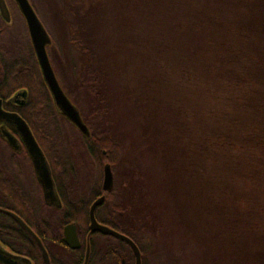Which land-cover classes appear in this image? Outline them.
Returning <instances> with one entry per match:
<instances>
[{"label": "trees", "instance_id": "1", "mask_svg": "<svg viewBox=\"0 0 264 264\" xmlns=\"http://www.w3.org/2000/svg\"><path fill=\"white\" fill-rule=\"evenodd\" d=\"M174 6L175 0H168L167 7L173 9ZM199 6L202 7L196 11L200 10V13L195 15L201 16L199 19L186 18L190 19V27L189 21L179 23L183 32L179 38H190V44L194 45L191 54L207 72L220 71L225 75L229 100L235 108L231 112L221 109L222 114L216 115L220 117L216 128L196 144L193 141L189 143L185 139L187 134L184 135V147L175 151L176 158L180 155L179 168H174L177 166L172 153L155 152L163 162L161 169L168 171L158 185L168 191L170 206H167L165 214H161V218L168 219L160 220L155 209L148 208L145 203L141 205L142 197L137 188L139 182L132 179L130 172L126 173L119 189L113 187L106 194L105 204L97 209L96 214L105 216L102 219L106 224L129 236L140 248L146 264H150L154 254H159L153 251L154 240H161V235L164 239L178 232L187 237L186 232L188 237L201 241L207 248L205 257L199 256L200 264H264V0H207L205 4L200 2ZM73 7L69 2L65 3V12L62 11L65 18L72 19V25L88 24L94 12L83 17ZM144 13L145 10H141L140 24L144 21ZM88 30L94 31V28L89 25ZM89 31L86 36L74 33L70 38L71 45L88 56L79 71L73 70L76 78L73 88L90 96L89 106L84 107L61 78L63 90L79 108L89 128V138H85L57 112L32 48L30 56L24 54L19 59H16L18 56L3 59L5 80L0 86V97H7L20 88L28 90V106L21 110V114L44 152L55 180L58 176L61 178L60 173L65 167L57 141L63 138V126L66 125L80 137L78 141L86 146L83 150L97 161L99 168L108 162L113 173L123 159L124 141L112 129L109 74ZM8 47L5 50L1 44L0 54L5 52L6 56H10L18 52V45ZM242 61L245 64L241 66ZM181 70L189 73L185 67ZM63 74L66 76L65 70ZM144 118L146 122L141 121V129L146 134L148 132V138H151L150 134L155 138L156 126L150 125L147 117ZM78 141L75 142L77 146L80 144ZM157 144L158 149L162 148L159 147L161 141ZM162 145L167 151L168 143ZM193 147L204 152L198 155ZM211 147L216 152L225 151V161L231 164L229 169L223 166L219 171L220 166H217L213 168L215 174H205L201 163L196 164L198 156L201 157ZM242 159L246 167L236 173V166ZM182 169L189 172L187 182L180 176ZM173 172L178 173L177 176ZM190 177L192 185L188 182ZM185 184L186 188L183 187ZM193 185L195 191L192 190ZM118 190L122 199H117ZM190 197L193 203H187ZM158 205L162 208L161 203L157 202ZM196 205L198 209H195ZM65 206L79 229L86 228L87 205L77 200H65ZM131 206L134 214L130 215L129 221L124 220V216L128 218L129 211L128 215L124 212ZM206 215H212L213 219L204 218ZM151 238L152 243L149 242Z\"/></svg>", "mask_w": 264, "mask_h": 264}, {"label": "rangeland", "instance_id": "2", "mask_svg": "<svg viewBox=\"0 0 264 264\" xmlns=\"http://www.w3.org/2000/svg\"><path fill=\"white\" fill-rule=\"evenodd\" d=\"M12 2L8 1L11 15L9 22H4L0 16V46L2 44L7 50L8 45H18L16 49L18 52L10 56H6L4 52L2 57L18 56L16 59H19L24 54L30 56L29 50L30 48L33 50V47L25 21L17 13L15 2ZM29 2L50 37V43L46 47L47 54L59 83L61 81L60 85L63 77L69 92L79 99L84 107L87 106L90 96L88 97L83 90L73 88L76 81L73 70L79 71L88 56L73 47L70 38L74 33L86 36L89 25L94 28L89 34L94 37V43L109 74L112 129L124 141L122 162L112 173L113 187L119 189L120 183L125 181L126 173H132V179L136 183L139 182L137 188L142 197L141 205L145 203L148 208L155 209L154 212L160 220L168 219L161 218V214H165L170 206L168 191L165 187L158 186L160 179L164 178L168 171H165V168L161 169L163 162L158 159L159 154L155 152L167 155L172 153L174 164L177 166L174 168H179L180 155L176 158L175 151L181 146L184 147V135L187 134L185 139L189 140V143L193 141L196 144V141L216 128L220 119L216 115L222 114L221 109L231 112L235 108L229 100L225 75L220 71L212 74L207 72L197 60H194L190 38L188 40L179 38L183 36L179 23L189 21L190 27V19L186 18L191 16L199 19L201 16L195 15L200 13V10H196L202 7L199 6L200 2L205 4L207 0H175L173 9L167 7L168 0H29ZM68 2L77 9L76 13L83 17L94 12L88 24L82 22L80 25H72V19L65 18L62 11L65 12V3ZM143 9L144 21L140 24ZM11 41L14 42L13 45ZM243 64L244 61L240 62L241 66ZM183 67L189 69V73L182 72ZM144 117H147L150 125L156 126L157 132L153 134L155 138L151 134V138H148V132L146 134L144 129H141V121L146 122ZM63 130V138L57 141L65 166L61 172H67L70 184L79 186L84 182L81 173L86 172L85 168L95 171L99 167L97 161L83 150L86 146L78 141L80 137L73 134L74 131L68 125L63 126ZM77 141L80 143L79 146L75 144ZM160 141L159 147L162 148L158 149L157 143ZM164 142L168 143V153L163 149ZM175 143L177 145L173 146ZM156 149L158 150L155 151ZM194 149L198 155L204 152L197 147ZM226 156L225 151L216 152L211 147V150L201 157L198 156L196 164L201 163L206 170L205 174H215L214 167L220 166V171L223 166L228 169L231 166L225 161ZM236 167H238L236 173H239L246 167L245 161L242 159ZM173 173L176 176L178 174ZM179 173L184 182H187L189 172L182 169ZM188 182L192 185L191 177ZM183 187L186 188V184ZM185 188L181 189L185 191ZM117 192L119 195L117 199H122L119 190ZM157 202L162 204V208L159 205L157 207ZM193 202L191 197L187 201ZM195 209H198V205ZM128 211V218L123 217L127 221L130 215L134 214L132 206L125 210V215ZM203 217L213 219L212 215ZM184 233L187 237L178 232L171 233L164 239L161 235L159 237L161 240H154L153 251L159 254L155 256L150 251L154 254L150 264H200L199 256L205 257L207 248H204L201 241L193 240L186 232ZM152 241L151 238L149 242Z\"/></svg>", "mask_w": 264, "mask_h": 264}, {"label": "flooded vegetation", "instance_id": "3", "mask_svg": "<svg viewBox=\"0 0 264 264\" xmlns=\"http://www.w3.org/2000/svg\"><path fill=\"white\" fill-rule=\"evenodd\" d=\"M8 1L5 0L7 6ZM16 7L24 20L17 4ZM3 59L0 54V86L5 80ZM21 89L27 91L25 99L13 100L12 97ZM28 99V90L20 88L7 97H0L1 108L18 114L28 124L21 114V110L28 106ZM3 132L13 135L15 144H10ZM84 170L86 172H80L84 182L79 186L68 182L70 177L67 172H59L61 178L58 176L55 180L51 170L54 189L53 192L45 190L15 124L0 119V253L10 257L14 264H136L135 253L125 241L99 231H90V207L101 196L104 198L95 207V219L102 225L118 230L105 223V216L96 214L97 209L105 204L106 194L113 189L109 192L103 189V168ZM65 200H77L87 205L86 228L79 229L77 222L69 217ZM72 225L80 242L78 247H70L64 240L66 231L71 233ZM138 249L141 264H146Z\"/></svg>", "mask_w": 264, "mask_h": 264}, {"label": "water", "instance_id": "4", "mask_svg": "<svg viewBox=\"0 0 264 264\" xmlns=\"http://www.w3.org/2000/svg\"><path fill=\"white\" fill-rule=\"evenodd\" d=\"M24 17L27 30L30 36L31 44L34 50L36 61L40 69L42 79L48 89L51 96L54 107L57 112L64 116L67 121L72 124L85 138L90 137V131L85 122L83 121L79 108L72 102V100L67 96L63 88L61 87L56 74L50 63V59L47 54V45L50 43V37L45 30L43 24L38 18L35 10L30 4L29 0H14ZM0 16L4 22H9L10 13L5 0H0ZM27 91L25 89L19 90L13 97V100L25 99ZM0 119L5 121L13 122L17 128V131L21 134L22 139L25 143L26 150L32 160L35 172L42 183L45 190L53 192L54 183L51 177V170L48 161L39 146L37 140L35 139L30 127L24 121L22 117L15 113H9L1 108L0 100ZM3 135L7 138L10 144H15L16 139L9 132H3ZM103 189L104 191H110L113 187V175L111 171V166L109 163L103 165ZM104 196L99 197L90 207V231H99L104 234L112 235L118 239L125 241L134 251L136 256V264H141L140 251L137 245L126 235L119 233L105 225L97 222L94 215V210L96 205L100 204ZM16 217V216H15ZM17 220L23 224V226L31 233L30 228L18 217ZM64 240L70 247H78L79 240L75 232V226L72 225L71 233L68 230L65 233ZM88 257V254H87ZM20 259V258H19ZM20 260H25L24 258ZM11 261V262H10ZM87 261V259H86ZM0 262L3 264H14L10 257L0 253Z\"/></svg>", "mask_w": 264, "mask_h": 264}]
</instances>
